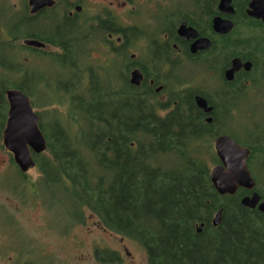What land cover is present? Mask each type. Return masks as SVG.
<instances>
[{
  "label": "trees",
  "instance_id": "obj_1",
  "mask_svg": "<svg viewBox=\"0 0 264 264\" xmlns=\"http://www.w3.org/2000/svg\"><path fill=\"white\" fill-rule=\"evenodd\" d=\"M248 1L232 0L231 5L235 33L243 34L242 38L230 42L228 53L217 36L212 43L215 66L225 56L226 61L240 56L252 61L253 69L242 78L243 83L235 80L209 92L210 124L191 103L177 104L164 119L141 121L136 117L145 112L142 107L129 110L120 96L107 107L97 104L99 99L90 93L78 102L66 87L43 90L48 98L44 106H66L68 114L83 116L73 120L63 119L58 111L48 113L49 121L58 127L51 134L41 131L47 149L34 156L35 162L47 164L40 166L47 177L66 188L69 216L77 211L82 222L88 212L103 230L135 242L144 251L146 264H264V215L239 204L246 191L221 196L209 180L210 166L219 164L212 142L221 135L232 138L225 130L235 115L230 113L227 122L226 113L233 109L232 105L227 108V101L232 103L249 90L264 92V26L245 15ZM215 75L221 77L218 70ZM10 76H5L7 85H11ZM25 85L12 87L31 97ZM200 85L196 84L194 92ZM6 90L0 88L4 109ZM257 99L264 95L259 93ZM154 107L145 109L151 114ZM111 113L119 119L112 120ZM262 122L245 127L241 143L234 141L249 150L246 166L251 178L252 167L264 171ZM253 180L257 193L264 197ZM219 210L221 222L213 227Z\"/></svg>",
  "mask_w": 264,
  "mask_h": 264
},
{
  "label": "flooded vegetation",
  "instance_id": "obj_2",
  "mask_svg": "<svg viewBox=\"0 0 264 264\" xmlns=\"http://www.w3.org/2000/svg\"><path fill=\"white\" fill-rule=\"evenodd\" d=\"M30 1L0 0V29L3 30L0 33V88L12 89V85L18 83H26L35 89L55 87L59 90L66 87L72 91L73 98L78 102L85 101L90 93L99 99L97 104L107 107L116 102V96H120L125 99L129 110L132 107H142V111H145L136 117L137 120L150 121L164 119L177 104L182 106L184 103H191L195 106L197 95L207 102L206 98L214 87H210V83L207 86L200 85L206 80L211 78L221 82L219 85L223 87L235 80L241 84L245 74L253 69V62L240 56L230 57L228 61L225 56L224 60L214 65L216 61L213 56V36L223 41L221 47L227 53L230 42L243 36L241 33H235L236 19L218 12V0L215 6L214 0H49L52 2L51 6L34 12L31 10ZM212 6L216 7V13ZM216 16L231 19L234 23L233 30L222 36L214 34L211 22ZM182 24L197 32L196 39L206 38L213 42L211 47L191 52L190 48L196 39H184L177 33ZM231 38L234 40H230ZM26 41L36 42L41 47L27 46ZM239 50L240 45L237 48V51ZM19 51H28L30 54H22L23 56L18 58L19 61H16L14 54ZM234 59L243 63L250 62L251 70L246 72L240 69L234 73L232 81L228 82L225 81L224 73ZM217 70L221 73L220 78L215 75ZM135 72H138L137 84L132 81ZM7 74H12L8 77L11 85L6 84ZM197 83L200 86L197 87V92H194ZM82 89H85L86 93H83ZM76 90H79V93H76ZM234 103L235 101H227V108L233 106V109L226 113L227 122L231 121L230 113L235 115ZM207 105L210 104L207 102ZM153 106L156 108L154 113H147L145 108L149 110ZM199 112L204 119L212 114H205L201 110ZM0 113L2 138L7 115L5 111ZM80 114H63V119L78 120L83 116ZM111 114L112 120L119 119L117 113ZM63 119L60 123H63ZM47 123L54 129L58 127L49 119L44 122L43 118L39 117L37 125L40 131L48 132ZM4 149L0 152V156H3L0 157V180L10 169L18 173L19 181L9 193L19 198L23 206H33L35 209L43 204L39 199L42 192L51 198H58L53 194L56 186L60 188L61 198L67 200L70 197L66 188L47 177L48 172L40 168L47 164L35 162L32 155L33 166L23 173L14 163L12 155ZM32 172L35 177L28 175ZM1 187L0 183V191L4 190ZM251 193L247 191L243 197ZM262 196L263 194H259V204L264 200ZM1 207L5 210V207ZM42 207L48 216L47 208L43 205ZM69 209L70 206L63 209L67 217L72 216L74 222L80 226L84 225L85 220L80 222L77 211H73V215L69 216ZM7 217L13 222L10 216ZM91 218L95 217L89 215L86 219ZM95 219L96 227L102 229L98 219ZM47 221L48 218L44 224L45 228L49 229ZM127 242L114 236L111 246L97 244V248L96 244L91 245V263L146 264L143 257H133ZM12 250V261H15L19 258V253ZM0 252L5 253V250L0 249ZM24 253L21 264H38L34 260L36 250L26 249Z\"/></svg>",
  "mask_w": 264,
  "mask_h": 264
},
{
  "label": "rangeland",
  "instance_id": "obj_3",
  "mask_svg": "<svg viewBox=\"0 0 264 264\" xmlns=\"http://www.w3.org/2000/svg\"><path fill=\"white\" fill-rule=\"evenodd\" d=\"M2 31L0 29V33ZM23 52L19 51L14 54L16 61H19L18 58L20 56L30 54L28 51ZM208 84L210 87L213 86V89L219 88V82L211 78L204 83L206 86ZM23 88L32 95L33 113L43 114L41 118L43 117L44 122L47 121L51 117L50 109L56 108V106H44L48 103V98L45 97L43 92L45 88L35 89L30 85L28 86V84ZM51 89L54 90L55 87ZM259 93L264 95L262 91L255 90L254 92L249 90L246 95L238 97L233 104L236 109L235 120L226 126L227 129L225 130L232 135L233 141L236 140L241 143L245 139V127H250V125L258 122L263 123L264 99H257ZM60 107V112L66 114L65 106ZM47 128L49 134L54 130V127L49 123H47ZM2 148L4 149L0 139V152H2ZM168 160L174 162L172 159ZM213 166L216 165L213 164L210 168ZM251 171L253 178L257 181L259 190L264 192V171L257 170L255 167H252ZM17 174L16 171L10 169L7 175L0 180L1 188L5 190L0 191V206L5 207V210L2 207L0 208V249L5 250V253L0 252V264H21L20 261H22V256L25 255L24 250L26 249L30 251L36 250V259L34 260L38 264L43 262L44 264H92L89 257L92 255V246L94 244L112 245L115 235L96 227L95 218L85 219V223L82 226L76 222L73 225L71 224L72 221L68 219L65 211H63L69 206V201L59 196L61 191L57 186L54 187L53 194L58 196V198H51V196L49 197L45 192H42L39 199L42 200L43 204L36 206L35 209L32 208L33 206L30 208L23 206L19 198H15L9 193L13 185L19 181V175ZM28 175L35 177L33 172ZM42 205L47 208L48 216ZM6 214L12 218L13 222ZM85 215H88V212H85ZM47 218L48 227L52 231L45 228L44 223ZM135 244L132 241H128L126 245H128L133 257H142V249ZM98 247L99 245H97ZM12 249L17 250L19 253V258L15 261H12V258H14Z\"/></svg>",
  "mask_w": 264,
  "mask_h": 264
},
{
  "label": "water",
  "instance_id": "obj_4",
  "mask_svg": "<svg viewBox=\"0 0 264 264\" xmlns=\"http://www.w3.org/2000/svg\"><path fill=\"white\" fill-rule=\"evenodd\" d=\"M31 10L34 12L45 6H51L49 0L30 1ZM232 0H219L218 11L227 16L234 13L231 6ZM79 11V9L77 8ZM246 15L254 20H261L264 24V0H249ZM233 29V22L220 17L213 18V30L218 34H227ZM183 28L177 32L182 38L187 39ZM193 32L192 36L195 37ZM206 39H199L192 43L191 52L205 50L211 44ZM25 45L33 47H41L40 44L32 41H26ZM250 62L242 63L239 59H234L230 63V67L224 73L225 81H230L235 72L240 69L249 72L251 69ZM138 72H135L132 77L134 84L139 81ZM29 98L18 90H8L6 92V102L8 104L7 123L3 132V143L6 151L13 155L14 163L23 173L33 166V161L30 156V150L35 154L45 152L46 141L38 128V116L33 113ZM197 108L201 109L205 114L212 111V107L206 106V101L197 96L195 98ZM1 105V102H0ZM211 118L207 117L206 122H210ZM214 151L220 164L213 166L210 170L209 180L215 192L221 196L234 195L238 189H243L252 192L250 196H245L239 204L247 209H257L264 215V201L259 202V195L252 191L254 190V181L251 178L247 169V158L249 150L241 147L232 139L222 135L214 140ZM221 211H218L213 217L212 226L217 227L221 222ZM197 233L201 230L196 229Z\"/></svg>",
  "mask_w": 264,
  "mask_h": 264
},
{
  "label": "bare ground",
  "instance_id": "obj_5",
  "mask_svg": "<svg viewBox=\"0 0 264 264\" xmlns=\"http://www.w3.org/2000/svg\"><path fill=\"white\" fill-rule=\"evenodd\" d=\"M213 19V18H212ZM255 21H259L263 26H264V24L262 23V21L261 20H255ZM211 26H212V30H213V20H212V22H211ZM14 26V25H13ZM183 28V30H184V34L185 35H187L188 36V38H191V39H196L197 38V36H198V34H197V32H195V30H193L192 28H187L184 24H182V25H180L179 26V29L177 30L178 32H179V30H180V28ZM90 28V27H89ZM22 29V28H21ZM97 30V29H96ZM157 31V30H156ZM193 32L196 34L195 35V37H193L192 36V34H193ZM214 34H216V35H221L222 36V34H218V33H216V32H214V30L212 31ZM129 34V33H128ZM57 35V34H56ZM14 38V37H13ZM84 39V38H83ZM199 39H206V38H198V39H196L195 41H197V40H199ZM206 40H208V39H206ZM209 41V40H208ZM210 42V41H209ZM209 44H211V42L209 43ZM212 45V44H211ZM211 45H210V47H211ZM151 46V45H150ZM124 47V46H123ZM122 47V48H123ZM209 47V48H210ZM209 48H207V49H209ZM160 49V48H159ZM207 49H205V50H207ZM118 73V72H117ZM63 77V76H62ZM75 79V78H74ZM233 79V78H232ZM104 80V79H103ZM232 81V80H231ZM228 82H230V81H228ZM187 84V83H186ZM178 85V84H177ZM82 87V86H81ZM128 89V88H127ZM189 92V91H188ZM199 92V91H198ZM95 93V92H94ZM198 96V95H197ZM32 97V96H31ZM109 97V96H108ZM91 100V99H90ZM94 101V100H93ZM63 104V103H62ZM3 111V110H2ZM210 117V116H209ZM211 121H212V118H211ZM211 121L208 123V122H206V120H205V122L207 123V124H210L211 123ZM65 123V122H64ZM46 124V123H45ZM56 126V125H55ZM220 211V210H219ZM219 226V225H218Z\"/></svg>",
  "mask_w": 264,
  "mask_h": 264
}]
</instances>
